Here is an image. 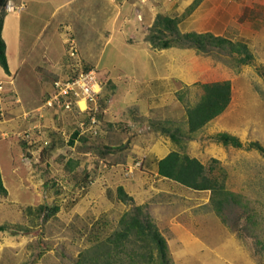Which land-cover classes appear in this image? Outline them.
Wrapping results in <instances>:
<instances>
[{"label": "rangeland", "instance_id": "374dc122", "mask_svg": "<svg viewBox=\"0 0 264 264\" xmlns=\"http://www.w3.org/2000/svg\"><path fill=\"white\" fill-rule=\"evenodd\" d=\"M237 4L240 9L234 17L235 52L230 53L226 49L203 52L181 47V50L174 53V58L180 57L184 62L179 63V68L184 73L189 71L188 77L193 79L187 81L193 82L192 84L184 85L182 81L173 79L163 81L161 85L158 77L153 75H162V68L161 71L154 70L155 73L140 71L138 75L133 73L134 80L146 85L145 91H138L141 93L140 97L126 96L122 91H132L131 86L134 84L123 73L124 70L131 75L130 64L126 60L118 61L117 69L122 71L116 72L113 69V74H120L122 78H116L110 84L105 82L96 98L97 110L93 109L100 118L97 120L100 124L98 135L93 134L90 129L85 131L86 127L84 130L88 110L81 112L76 109L73 115L66 114L70 115L67 117L69 122L73 121V127L69 131H76L81 135L75 144L76 150L73 149L78 153L76 159L84 164L83 169L82 166L79 168L80 173L82 175L84 171L87 179H94V171L105 173V170L114 165L120 167V175L117 171L118 174L114 177L116 180L133 179L135 172L143 170L142 166L147 163L150 155L156 160L171 152H178L197 159L204 166L206 175L215 178L217 185L223 187L222 195L231 194L234 199L212 194L210 191H195L169 180L172 193L167 196V200H163V204L155 196L147 203L144 204V201L140 204L142 211L137 212L134 207L140 205L133 201L129 204L121 202L117 188L112 208H109L111 204L108 201L107 206L103 207L88 196V193L83 194L82 189H74L67 183L63 171L71 167L68 168L66 164L62 167L65 163L62 160L58 163L57 179L52 180L56 189L47 188L45 184L39 185L42 173L40 166L31 168L28 159L22 156L19 144L13 146L10 138H0V172L6 180V189L9 190L7 197H0V226L6 230L0 232V264L89 263L91 255L88 256L84 251L116 231L118 221L125 212H131L140 218L147 217L166 241L165 263L158 257L155 262H150L145 256L144 261L137 258L136 264H264V0H239L234 6ZM40 16L41 14L36 21L38 28ZM24 32L20 33V42L14 34L7 31L5 54L7 52L11 68L18 69L15 71V83L28 95V98L25 97L18 89L21 98L25 97V107L30 109L42 101L39 84L44 75L40 69L37 73L32 69L35 75L24 79L25 67L22 64L15 65L22 58V45L28 48L26 53L29 55L35 52L28 59V66L36 64L35 54L39 47L36 31L27 35ZM42 41L43 38H40V43ZM150 43L152 47L147 48L158 54L159 47L155 46L158 42ZM69 48L65 47L66 54ZM106 51L103 62L111 60L109 52L118 53V48H107ZM128 53L142 54V50L124 49V55ZM153 53L151 54L154 55ZM0 73L2 74L1 68ZM69 76L70 74L61 78ZM3 78L0 81L6 82V77ZM226 81L229 83L230 93L226 109L200 129L189 132L186 124L187 110L194 107L206 94V86ZM15 83L11 87H15ZM51 88L52 86L49 87V93ZM27 91L36 94L33 97ZM7 95L15 96V92L7 90L2 93L0 112L3 110V113L6 109L3 96ZM104 109L107 110L106 114ZM45 112L51 111L48 108L42 109L43 115ZM61 114L65 115L63 112ZM14 138L29 145L28 141L19 136ZM34 141L38 143L36 138ZM110 144H118L117 148H122L117 152L118 159L100 161L95 153L99 149L102 152L106 147L110 150ZM66 148L65 143L61 147L63 155L66 154ZM80 150L90 151L83 156ZM35 158V155L32 156V161ZM38 158L35 159L36 165L41 164V159ZM119 159L122 160V165L116 164ZM100 164L102 166L99 167ZM127 167H131L129 176L126 175ZM30 171L35 172V175ZM42 181L45 183L44 179ZM113 182L114 179H111L110 184ZM136 184L140 188L147 186L142 182ZM102 187L97 185L94 191H101ZM108 195L111 197L110 193ZM133 195L138 198L137 194ZM158 204L163 206L162 209ZM40 205L54 210L46 217L47 212L38 211ZM216 209H220L219 215ZM139 245L141 244H136L137 247ZM137 247L130 246L125 254L118 255L114 252L117 258L106 254L107 257L104 252L102 264L113 259L116 260L112 264H130L125 255ZM138 250L145 255L148 253L145 247Z\"/></svg>", "mask_w": 264, "mask_h": 264}, {"label": "crops", "instance_id": "0c3cea01", "mask_svg": "<svg viewBox=\"0 0 264 264\" xmlns=\"http://www.w3.org/2000/svg\"><path fill=\"white\" fill-rule=\"evenodd\" d=\"M9 1L16 4L24 2L25 8L18 15L9 12L5 14L3 18L1 36L5 45H7V31L14 34L20 42L21 31L22 33L25 31L24 33L26 35L30 32L34 33L36 31V38L39 40L38 52L35 54L36 64L32 65V67L28 66V59L32 58L35 52L29 55L26 53L28 48H25L24 45H22V58H19L15 65L22 64V67H25L23 71L24 79H28L29 76L35 75L32 69H34L36 73L37 70L40 69L43 73L44 77L41 80V84H39V88L42 90L41 100L45 96L46 91L49 92V87L54 80L67 76L71 73L73 67L72 63L74 60L66 55L64 44L66 39L69 37L72 38L74 44H76L78 59L81 61L82 65L86 67H98L103 70L109 84L116 78H122L120 74H113V69H115L116 72L122 71L121 69H117V65L119 64L118 61L123 62L126 60L129 62L131 75L124 70L123 73L124 77L129 76L130 81L134 84L131 86L132 91H122L123 95H135L136 97H140L141 93H138V91H145L146 85L140 83L139 80H134L135 76L133 73L138 75L140 71L148 70L151 73H155L154 70L161 71L160 69L162 68V75H153V77H158L159 84L161 85L163 84V81H170L173 79L182 81L184 85L192 84L193 82L187 81L188 79H193L188 77L189 71L186 70L184 73L182 72L183 70L179 68V63L181 64L184 62L180 60V57L174 58V56H176L174 53L181 50L180 47L158 49V54L151 52L147 48L152 47L150 43L151 35L154 33L158 34L156 31H152L155 26L159 29V24L156 25L158 17H165L174 20L176 22L177 29L181 34L208 33L214 37H221L233 41L236 37L234 32V17L238 15L236 12L240 9L238 8V4L234 6V3H237L239 0ZM244 5L245 3H243V6ZM39 14H41L40 28L36 26ZM148 35L149 37L146 38ZM40 38H43L41 43ZM25 43H27V41ZM34 45L35 43L30 45L29 49ZM155 46L158 47V44ZM107 48H112L113 50L118 48V53L109 52L111 60L103 62ZM126 48H141L142 54L128 53L127 55H124V49ZM6 58L9 74H6L0 67L2 70V74L0 73V79H4L3 76H5V79L11 78L13 83H15V79L17 77L15 71H18V69L16 68L13 70L11 68L10 60H8L7 56ZM149 85L152 87V84ZM19 87L20 86L17 87L16 83L15 87H10L11 90L14 88L12 91L15 92V96L19 100L18 103L15 102V99L10 95L4 97L6 109L4 110L5 119L0 121V138H10L13 146L19 144L21 146L22 156L28 159L31 168L34 169L35 167L40 166L42 173L40 174L39 185L45 184L47 188L54 187V189H56V186L52 185V180L57 179V173L59 170L58 163H61V160L63 163L65 162L62 167L69 161V163H71L70 166H76L75 168L66 169L63 173L66 175V181L70 184V186L74 187L75 185H79L82 183L84 178L87 177V174L83 171L81 175L79 170L81 166V169H83L84 164L82 165V162L76 159L78 153L74 151L73 148L76 150L77 147L75 144L78 143L81 135L76 131H69L73 127V125H71L73 124V121L70 123L67 119L70 115L61 117L59 115H55L54 113H45L39 121H35V119L30 118H23L22 114L24 112L31 113L30 110L37 106L30 109L25 107V97L28 98V95L24 92L25 90L23 91ZM18 89L20 92L22 91L21 94L23 93L25 97L22 96L21 98ZM27 92L33 97L36 94H33L31 91ZM21 103L24 106H22ZM135 107H138V105ZM106 111L107 110L104 109V114H106ZM73 119L77 118L73 117ZM74 124H76V120ZM27 130H30L32 140L36 138L38 142L37 144L34 142L30 146L27 142L25 143V141L20 139L17 141V138H14V136H19V134H22V132ZM74 132L77 133V136L74 140H72L73 142L71 144L70 136ZM19 137L23 138L22 136ZM42 140H46L49 144H51V148L47 151L42 152ZM65 143L67 151L66 154L63 155L62 153L64 151L61 150V147L63 145L65 146ZM68 145L71 146V148L68 149ZM117 152L112 150L95 154L98 157L102 156V158H99L100 161H107V159L114 161L115 158L118 159ZM80 153L85 156V154L89 153V150H86V152L82 150ZM34 155L36 156L35 159H37L38 156H41V164L36 165L35 159L32 161L31 158ZM72 159L75 160L74 162L78 161V164L72 162ZM161 159L162 158H157L156 160H153V156L150 155L147 158V163L145 162V165L142 166L143 170L135 172V177L133 176V179H131V177L130 179L122 178L116 180L117 178L114 177L119 173L120 167L115 165L105 170L107 171L105 173L104 171L102 173H96V171H94V179L92 178L93 180L89 183L88 187H90L89 189L87 187L86 193H88V196L93 198L100 206H107L108 202H110L109 204L111 205L109 208H112L113 206L112 199L116 196L117 188H122L124 193L130 197L136 205H140L144 201L145 204L155 196L156 199L163 204V200H167V196H170L172 193L170 190L172 185H170L171 182L169 180L158 176L157 162ZM121 161L122 160L119 159L116 161V164L122 165ZM30 173L35 175V172L30 171ZM42 179L45 180V183H43ZM111 179H114L112 184H110ZM1 180L3 187L6 189V180L2 178V176ZM94 181L96 182L93 183ZM118 181H121V183H118ZM140 182L146 184L147 186L140 188L139 185L136 184ZM103 184L105 185L102 187ZM97 185H99V187L101 185L103 189L101 191L99 189L94 191ZM128 190H131L133 194H137L136 196L138 198H135L131 192H128ZM6 191L7 195L5 197L9 194V190L6 189ZM108 193H110L111 197ZM103 195L107 198L106 200ZM87 201L89 202V199H87ZM158 205L162 209L163 206L160 204Z\"/></svg>", "mask_w": 264, "mask_h": 264}, {"label": "trees", "instance_id": "16d2710c", "mask_svg": "<svg viewBox=\"0 0 264 264\" xmlns=\"http://www.w3.org/2000/svg\"><path fill=\"white\" fill-rule=\"evenodd\" d=\"M8 0H0V67L6 74L8 72V63L5 54V44L1 37L3 18L5 16L4 7ZM159 24V29L157 26L154 27L158 34H153L154 37H150V41H157L159 49H166L169 47H183V48H195L197 51L209 52L212 49H226L230 53L236 51V46L234 42L228 39L221 37H214L211 34H196V33H185L181 34L178 29L176 22L172 19L165 17H158L156 25ZM157 39V40H156ZM88 67L84 68V71H87ZM205 95L201 97V100L192 108L187 110L186 114V124L188 125L189 132H194L197 129H200L210 120L214 119L216 116L221 114L227 107L229 103V83L226 81L224 83H213L205 87ZM43 98L42 100H44ZM42 104V103H40ZM39 104V105H40ZM97 120L100 119L97 114L95 115ZM78 133V132H77ZM77 133H72L71 141L75 139ZM98 135V133H97ZM96 135V136H97ZM173 136V135H172ZM226 138V136H224ZM24 140L28 141V139ZM83 140V139H81ZM227 141V140H224ZM26 143V142H25ZM119 146L118 144H116ZM107 146V145H106ZM108 147L99 149V153L105 151H120L117 146L112 144ZM51 148V144L46 145L43 151H47ZM92 147H90V150ZM89 150V151H90ZM86 152V150H83ZM93 152V151H91ZM95 153V152H94ZM103 155V154H102ZM101 156V155H100ZM43 158V156H42ZM102 158L101 157H98ZM43 160V159H42ZM70 162V161H69ZM67 162V167H71V163ZM78 164V161L74 162ZM102 164L99 165V167ZM70 168V169H71ZM68 170V169H67ZM204 166L195 158H191L188 155L179 154L178 152H171L166 155L164 158L157 162V173L158 176L172 180L181 184L187 188H190L195 191H210L212 194H221L223 192V187L217 185V180L207 176L205 173ZM92 179H87L86 177L79 185H75L73 188L82 189L81 193H85L89 183ZM118 199L124 204H129L132 202V199L128 197L122 188L117 189ZM7 195L6 189L3 187V183L0 175V197H5ZM223 197H229L234 199L233 195H227ZM77 201V199L75 200ZM222 204V201H220ZM71 206V205H69ZM142 206L134 207L137 212H140ZM51 207L44 205L38 206V211L41 213L47 212L46 217L51 214ZM142 211V210H141ZM217 214H220V209L217 210ZM118 229L113 231L106 239L99 241L95 245L90 246L84 252L91 255L90 262L86 264H102V257L108 254V256H113L114 252L118 255L120 253L125 254L130 248V246H136V244H141L137 249L128 251L125 255L130 264H136V259L141 258V260H148L150 262H155L157 257L161 260L162 263L167 261V246L166 241L157 230L155 224L150 221L147 217L140 218L137 215H133L131 212H125L122 214L118 221ZM5 227L0 226V232H5ZM103 247L104 249H102ZM147 248L148 253L145 255L141 253L139 249ZM138 250V251H137ZM117 254L114 257L117 258ZM107 256V255H106ZM107 256V257H108ZM146 256V259H145ZM116 259L107 260L106 264H112ZM150 264V263H149Z\"/></svg>", "mask_w": 264, "mask_h": 264}, {"label": "built area", "instance_id": "2783aa9c", "mask_svg": "<svg viewBox=\"0 0 264 264\" xmlns=\"http://www.w3.org/2000/svg\"><path fill=\"white\" fill-rule=\"evenodd\" d=\"M23 5L19 7H14L13 5L8 4L6 6L7 11L18 12ZM72 44V45H71ZM71 56L75 55L76 49L74 43L70 42L69 48ZM100 75L95 70L83 71L75 70L72 75L64 79H58L54 81L52 85L51 93H49L48 98L45 102L35 111L32 115H37L41 117L42 109H50L54 113H72L76 109L81 111L88 110V124L84 126L87 131L90 129L92 133H97L98 123L95 117V112L93 111L96 108V98L100 89ZM6 84H11V82L0 81V99L2 93L6 90L12 91L10 87H7ZM81 103L82 106H81ZM87 105V106H86ZM97 110V108H96ZM2 111L0 116H2ZM29 115V113L24 114V116ZM83 126V123H81ZM128 173L127 176L131 173V167H127Z\"/></svg>", "mask_w": 264, "mask_h": 264}, {"label": "clouds", "instance_id": "9594fccd", "mask_svg": "<svg viewBox=\"0 0 264 264\" xmlns=\"http://www.w3.org/2000/svg\"><path fill=\"white\" fill-rule=\"evenodd\" d=\"M8 4H10V5H13L14 7H19L20 5H23V8H21L18 12H14L16 15H18V14H20V12L25 8V3L24 2H20L19 4H16V3H13V2H10L9 0L7 1V3H6V5H5V7H4V10H5V13H13V11H7L6 10V6L8 5ZM70 42H72V43H74L73 42V40H72V38H67L66 39V41L64 42V44H65V47L66 48H69L70 47ZM75 45V49H76V52H75V55L74 56H71V54H70V51H69V49H68V53L66 54L69 58H71V59H73L74 61H73V63H72V65H73V67H72V70H71V73H70V75H72L73 73H74V71L75 70H78V69H80V70H83L84 71V68H86V66H83L82 65V63H81V61H79V59H78V52H77V48H76V44H74ZM89 70H95L99 75H100V89H99V92H98V94L101 92V90L103 89V86H104V84H105V82L107 81V78H106V74L104 73V71L102 70V72L103 73H101V69H99L98 67H88V70L87 71H89ZM86 72V71H85ZM69 75V74H68ZM67 75V76H68ZM59 79H63V78H59ZM56 80H58V79H56ZM56 80H54V81H56ZM54 81L52 82V84H51V86L53 85V83H54ZM6 82H11V84H8L7 85V87H11L12 85H13V82H12V79L11 78H9V79H7L6 80ZM52 89V88H51ZM13 90V89H12ZM5 91H7L6 89H5ZM97 94V95H98ZM48 95H49V92H47V95H45L43 98H45L44 100H42L41 101V103L43 104L44 102H45V100L48 98ZM3 97H5V96H3ZM14 99H15V102H19V100L16 98V96H12ZM2 100H3V98H2ZM42 104H40V105H38L37 107H35L34 109H32V110H30L31 111V113H29V115H27V116H24V114H27V113H23L22 114V117L23 118H25V119H35V121L36 120H40L42 117H43V113H41V117H38L37 115H32L33 114V112L35 111V109H37V108H39ZM96 105H97V101H96ZM82 112V111H81ZM2 113H3V110H2ZM45 113H47V112H45ZM50 113H54L53 111H51ZM75 112H72V113H65V115L66 114H70V115H73ZM55 115H59V116H61L62 114L61 113H54ZM65 115H62V116H65ZM96 117V116H95ZM5 119V114L3 113V115L2 116H0V121H2V120H4ZM96 120H97V118H96ZM97 123H98V121H97ZM86 124H88V117H87V122H85V125ZM100 124L98 123V126H99ZM97 129H98V127H97ZM85 130V129H84ZM79 133V132H78ZM98 133V132H97ZM96 133V134H97ZM80 134V133H79ZM38 135V134H37ZM19 136H22V137H24L25 139H28V142H29V145L31 146L35 141L34 140H32L31 139V135H30V130H27V131H24V132H22V134H19ZM38 137H39V135H38ZM42 146H43V148L46 146V145H48L49 144V142H47L46 140H42ZM42 148V149H43ZM39 158L38 159H41V156H38ZM77 189H80V188H77Z\"/></svg>", "mask_w": 264, "mask_h": 264}, {"label": "bare ground", "instance_id": "6f19581e", "mask_svg": "<svg viewBox=\"0 0 264 264\" xmlns=\"http://www.w3.org/2000/svg\"><path fill=\"white\" fill-rule=\"evenodd\" d=\"M3 1V0H2ZM1 5V4H0ZM81 105H82V103H81ZM228 192V191H227Z\"/></svg>", "mask_w": 264, "mask_h": 264}]
</instances>
